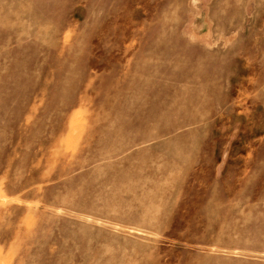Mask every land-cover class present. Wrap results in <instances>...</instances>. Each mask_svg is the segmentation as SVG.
<instances>
[{
  "label": "rangeland",
  "instance_id": "obj_1",
  "mask_svg": "<svg viewBox=\"0 0 264 264\" xmlns=\"http://www.w3.org/2000/svg\"><path fill=\"white\" fill-rule=\"evenodd\" d=\"M0 264H264V0H0Z\"/></svg>",
  "mask_w": 264,
  "mask_h": 264
}]
</instances>
